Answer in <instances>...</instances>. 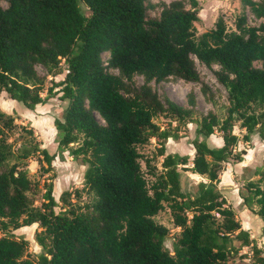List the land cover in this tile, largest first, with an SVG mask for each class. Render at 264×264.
<instances>
[{
  "label": "trees",
  "instance_id": "obj_1",
  "mask_svg": "<svg viewBox=\"0 0 264 264\" xmlns=\"http://www.w3.org/2000/svg\"><path fill=\"white\" fill-rule=\"evenodd\" d=\"M4 1L0 92L32 109L43 101L46 80L36 65L53 77L65 63L63 78L47 88L67 102L53 125L58 148L77 144L69 153L80 158L92 198L72 203L64 190L55 210L50 182L40 205H34L27 159L37 155L47 169L56 154L41 146L31 126L16 124L0 108V264H235L231 257L243 246L256 257L251 264H264L261 249L216 186L223 162H239L245 153L237 148L235 121L244 130L242 140L252 132L264 139V21L250 25L240 14L230 29L218 16L197 34V0ZM242 1L264 18V1ZM149 7H157L158 14L150 16ZM194 57L207 67L218 65L214 74L226 90L227 105L223 118L208 110L197 122L190 170L208 181L197 182L192 192L180 183L188 155L165 149L164 140L179 135L160 128L154 118L164 113L176 122L185 119L196 108L194 93L186 94L184 107L160 96L151 81L199 82L205 101L213 102ZM135 76L142 82L136 83ZM215 130L222 138L218 146L206 141ZM150 138L158 140L162 159L148 183L138 146ZM254 174L258 177L247 179L238 194L247 208L256 206L264 221V159ZM165 205L180 227L172 252L163 244L167 227L153 218ZM32 223L40 228L35 239L42 249L35 258L25 254V239L7 234Z\"/></svg>",
  "mask_w": 264,
  "mask_h": 264
},
{
  "label": "rangeland",
  "instance_id": "obj_2",
  "mask_svg": "<svg viewBox=\"0 0 264 264\" xmlns=\"http://www.w3.org/2000/svg\"><path fill=\"white\" fill-rule=\"evenodd\" d=\"M160 0H149L150 3H157ZM170 1V0H164ZM199 4L198 15L199 18L194 22L196 33L209 29L213 26L214 21L218 16H222L228 28L234 29V20L237 15L244 14L247 22L250 25L258 26L264 21V18H258L254 16L250 8L243 4L242 0H197ZM264 1V0H255ZM0 6L6 7V2L0 0ZM80 10L85 15H88L89 10L82 2L79 3ZM148 14L155 16L158 14L157 7H149ZM108 57L106 52L102 53V58L105 60ZM196 68L199 71L201 80L205 81L212 92L215 95L213 102L205 101L202 93L199 89V82H186L182 79L171 77L165 81H151L153 88L160 94V96H167L172 101L187 107L186 94L189 91H193L196 101V108L185 119L176 122L168 114L161 113L154 118V122L160 127L170 128L173 132L179 135L176 139L167 138L164 140L165 149L170 153L187 154L188 161L185 166H181L180 183L183 188L189 189L195 192V185L197 178H190L189 173L186 171V167L191 164L190 151L193 149L191 143L193 137L196 135L197 122L203 113L208 110L213 111L219 118H223L226 114L225 107L227 105V93L222 84H220L215 77L214 70L218 69V65L214 64L211 67H207L203 63L199 62L195 57ZM259 62H255L258 65ZM36 70L41 75H46V80L41 91L43 101L36 104L32 109L24 107L20 102L8 98L4 91L0 92V108L10 113L14 117L16 124H22L26 126H33L29 122L27 111H33L35 115H48L53 118L60 114V111L66 105V100L60 98V92L53 89L51 92L47 90L51 86L52 81H58L63 78L65 73V63L61 62L60 74L53 77L47 75L46 69L41 65H36ZM52 78V79H51ZM136 83H141V76H135ZM96 118L101 121V118L96 114ZM233 126V132L239 137L237 144L238 149H245V153L242 156V160L247 161V166L243 169L238 167L239 162H223L222 169L219 172V181L216 183L217 189L221 195L226 196L229 200L234 201L236 198V188H240L247 179H256L258 175L254 174V169L260 167L263 164L264 159V139H261L256 132L250 134L248 141L242 140L241 136L244 130L239 127V121H235ZM42 126L39 132L33 128L36 138L39 140L42 147H45L49 152H54L56 156L51 161L49 168L42 162L43 166L37 162V155L31 156L27 159V171L28 176L34 183V192L31 195L34 205L39 206L42 202V195L48 183H52V194L57 202L55 210H59L61 207L60 194L62 191L67 190L70 192L69 198L72 203L87 202L92 198V192L88 191L83 182V169L84 166L80 161V158H74L70 153V147H74L77 144H70L65 148H58L57 137L59 132L52 123L42 121ZM43 133V134H42ZM220 132L215 130L210 136L206 138L209 145H216L218 142V134ZM201 137L200 134H198ZM43 139V141L41 140ZM45 145V146H44ZM159 142L155 138H150L146 143L138 146L140 154L141 169L146 177L148 183H150L155 177L154 173H158L161 169L160 162L162 157L158 155ZM226 200V199H225ZM154 220L167 227V234L164 238V246L172 252L173 244L179 237L180 227L173 223L172 216L167 205L163 209L159 210L157 214L153 216ZM40 228L37 223L30 225L20 226L15 229H10L8 235L16 238H23L27 241V248L25 254L30 258H35L38 253L42 251L35 239V233ZM254 255L250 246H243L231 260L235 264H251L253 263Z\"/></svg>",
  "mask_w": 264,
  "mask_h": 264
},
{
  "label": "crops",
  "instance_id": "obj_3",
  "mask_svg": "<svg viewBox=\"0 0 264 264\" xmlns=\"http://www.w3.org/2000/svg\"><path fill=\"white\" fill-rule=\"evenodd\" d=\"M26 114H30V116H32V118L29 117V122L33 126V128L38 132L40 130L39 128L43 127L42 121H46L47 123L53 124V118L48 117V115H35L31 110L27 111ZM217 138L218 142L215 146H218L222 143L220 133L218 134ZM41 140L43 141L42 138ZM190 156L192 159L193 149H191L190 151ZM191 164L188 165V167L186 168V171L189 173L190 178H197L196 183L199 181L207 182L208 179L205 177V175L198 174L190 170ZM246 164L247 161L243 159L241 162H239L238 167L243 169L245 166H247ZM224 198L226 199V205H229L233 209L236 218L241 224V227L249 232L250 238L253 239L257 247L261 249V255L264 257V221L255 213L256 206L254 205L252 209L247 208L243 204L242 199L238 194V188H236V198L234 199V201L229 200V198H227L226 196H224Z\"/></svg>",
  "mask_w": 264,
  "mask_h": 264
}]
</instances>
